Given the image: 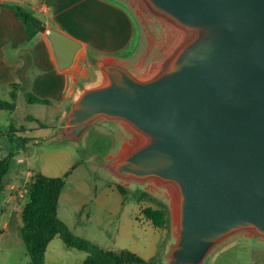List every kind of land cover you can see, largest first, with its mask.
Returning <instances> with one entry per match:
<instances>
[{
  "label": "water",
  "instance_id": "1",
  "mask_svg": "<svg viewBox=\"0 0 264 264\" xmlns=\"http://www.w3.org/2000/svg\"><path fill=\"white\" fill-rule=\"evenodd\" d=\"M147 2L197 35L149 79L105 66L107 82L78 97L61 134L78 140L99 120L139 133L140 145L104 167L132 183L175 186L167 264H201L235 232L264 238V0Z\"/></svg>",
  "mask_w": 264,
  "mask_h": 264
},
{
  "label": "rangeland",
  "instance_id": "2",
  "mask_svg": "<svg viewBox=\"0 0 264 264\" xmlns=\"http://www.w3.org/2000/svg\"><path fill=\"white\" fill-rule=\"evenodd\" d=\"M124 1L133 6L143 28L142 49L137 56L141 65L139 70L130 71L135 78L146 80L156 73V66L159 67L162 60L181 50L198 31L178 26L156 11L147 0ZM15 121H19L17 115ZM119 130L115 123L99 120L78 140L58 134L53 138L50 131L25 144L14 136L12 140L3 137L0 139V159L9 153L12 157L3 177L0 203L14 194L22 205L25 201L23 190L30 181L28 171L64 178L65 185L58 201V218L65 221L71 233L116 254L130 251L143 258L145 264H167L177 238L172 185L156 180L141 184L117 180L105 169L107 162L110 164L117 155L131 151L140 145L139 139L143 138H138L139 133L133 138L127 133L124 135L126 139H121L123 135H118ZM19 159L22 162H18ZM18 191L23 197L18 195ZM149 207L162 208L165 219L161 226H152L144 217L143 210ZM136 212L139 220H135ZM248 235H251L248 231H238L224 238L208 252L201 264H252L250 255L247 261L243 257ZM239 242H242L240 246ZM85 257V252L65 246L55 236L47 244L43 264H81ZM0 264H28L21 241L7 251H2L0 246ZM126 264L140 263L132 260Z\"/></svg>",
  "mask_w": 264,
  "mask_h": 264
},
{
  "label": "crops",
  "instance_id": "3",
  "mask_svg": "<svg viewBox=\"0 0 264 264\" xmlns=\"http://www.w3.org/2000/svg\"><path fill=\"white\" fill-rule=\"evenodd\" d=\"M16 7L37 22L31 37L15 15L13 8ZM39 26L44 28L40 31ZM45 29H50L48 36ZM142 44V22L133 6L124 0H0V99L10 101L11 93L15 94V108L0 110V128H4L0 130L8 132L14 128L18 131L11 134L28 139L27 142L36 141L47 131L53 138L57 134L63 137L61 133L68 130L66 120L74 102L84 91L107 82L105 66H121L130 73L132 69L139 70L141 60L137 56ZM27 94L48 103H29ZM16 115L19 121H15ZM113 123L120 129L121 139H126L127 133L132 135L124 122ZM27 174L31 179L36 173L28 171ZM2 194L3 183L0 198ZM23 204L16 201L14 194L0 203L2 251L12 249L20 241L23 245ZM139 219L136 212L135 220ZM261 240L248 235L244 242L247 244L245 261L250 255L252 264H264Z\"/></svg>",
  "mask_w": 264,
  "mask_h": 264
},
{
  "label": "trees",
  "instance_id": "4",
  "mask_svg": "<svg viewBox=\"0 0 264 264\" xmlns=\"http://www.w3.org/2000/svg\"><path fill=\"white\" fill-rule=\"evenodd\" d=\"M13 9L15 15L26 26L28 37H31L37 22L22 9L17 7ZM14 97L15 94L12 92L10 101L0 99V110H13L15 108ZM26 100L29 103H48L30 94L26 95ZM14 131L18 130L14 128H10L8 132L0 130V137L4 136L12 140L11 133ZM19 141L25 144L28 139H19ZM11 157L12 153H9L6 158L0 159V193L2 178L8 171ZM64 185V178L47 177L36 173L24 188L25 201L21 211V238L30 264H43L46 246L55 236H58L67 247L86 253L81 264H126L132 260H136L140 264L146 263L143 258L130 251L123 250L116 254L72 234L67 226L57 218V202ZM143 215L154 227L164 223L165 215L162 208H145Z\"/></svg>",
  "mask_w": 264,
  "mask_h": 264
},
{
  "label": "bare ground",
  "instance_id": "5",
  "mask_svg": "<svg viewBox=\"0 0 264 264\" xmlns=\"http://www.w3.org/2000/svg\"><path fill=\"white\" fill-rule=\"evenodd\" d=\"M172 187V191H171V198H172V210L174 213V218L176 221V216H177V204H178V193L177 190L175 188V186H171Z\"/></svg>",
  "mask_w": 264,
  "mask_h": 264
}]
</instances>
